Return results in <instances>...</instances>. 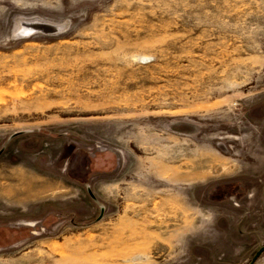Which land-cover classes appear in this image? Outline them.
Returning <instances> with one entry per match:
<instances>
[{"label": "rangeland", "instance_id": "obj_1", "mask_svg": "<svg viewBox=\"0 0 264 264\" xmlns=\"http://www.w3.org/2000/svg\"><path fill=\"white\" fill-rule=\"evenodd\" d=\"M263 246L264 0H0V264Z\"/></svg>", "mask_w": 264, "mask_h": 264}, {"label": "water", "instance_id": "obj_2", "mask_svg": "<svg viewBox=\"0 0 264 264\" xmlns=\"http://www.w3.org/2000/svg\"><path fill=\"white\" fill-rule=\"evenodd\" d=\"M18 135V134H16ZM264 253V246L261 247L255 254V256L253 257L252 261L250 264H254V262Z\"/></svg>", "mask_w": 264, "mask_h": 264}]
</instances>
